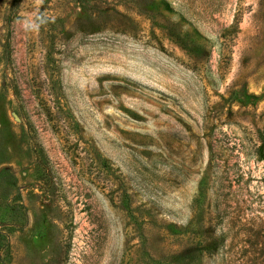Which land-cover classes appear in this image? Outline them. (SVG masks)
<instances>
[{
    "label": "rangeland",
    "instance_id": "obj_1",
    "mask_svg": "<svg viewBox=\"0 0 264 264\" xmlns=\"http://www.w3.org/2000/svg\"><path fill=\"white\" fill-rule=\"evenodd\" d=\"M264 0H0V264H264Z\"/></svg>",
    "mask_w": 264,
    "mask_h": 264
},
{
    "label": "trees",
    "instance_id": "obj_2",
    "mask_svg": "<svg viewBox=\"0 0 264 264\" xmlns=\"http://www.w3.org/2000/svg\"><path fill=\"white\" fill-rule=\"evenodd\" d=\"M255 155L258 159L264 160V128L259 132V143L255 148Z\"/></svg>",
    "mask_w": 264,
    "mask_h": 264
}]
</instances>
